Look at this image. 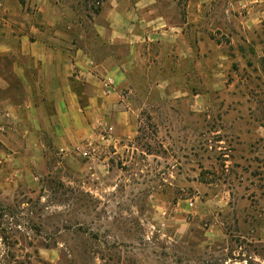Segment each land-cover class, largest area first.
I'll list each match as a JSON object with an SVG mask.
<instances>
[{
  "label": "rangeland",
  "instance_id": "1",
  "mask_svg": "<svg viewBox=\"0 0 264 264\" xmlns=\"http://www.w3.org/2000/svg\"><path fill=\"white\" fill-rule=\"evenodd\" d=\"M3 9L74 56L136 54L102 112L115 143L46 140L0 173V264H264V0Z\"/></svg>",
  "mask_w": 264,
  "mask_h": 264
},
{
  "label": "crops",
  "instance_id": "2",
  "mask_svg": "<svg viewBox=\"0 0 264 264\" xmlns=\"http://www.w3.org/2000/svg\"><path fill=\"white\" fill-rule=\"evenodd\" d=\"M3 12L9 17L0 16V163L7 164L0 165V173L11 167L14 173L31 169L25 163L35 156L30 147L43 157L46 140L68 159L86 141L115 143L116 136L102 134L116 128L102 112L118 111L114 94L134 64V43L120 57L95 62L81 50L74 56L55 46L30 19Z\"/></svg>",
  "mask_w": 264,
  "mask_h": 264
},
{
  "label": "built area",
  "instance_id": "3",
  "mask_svg": "<svg viewBox=\"0 0 264 264\" xmlns=\"http://www.w3.org/2000/svg\"><path fill=\"white\" fill-rule=\"evenodd\" d=\"M111 83V81H108V84H110ZM105 85H107V84H105Z\"/></svg>",
  "mask_w": 264,
  "mask_h": 264
}]
</instances>
